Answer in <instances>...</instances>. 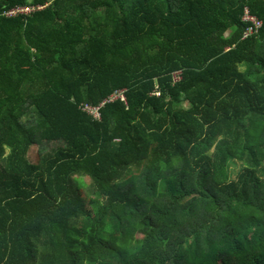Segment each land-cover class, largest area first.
<instances>
[{"label":"trees","instance_id":"obj_1","mask_svg":"<svg viewBox=\"0 0 264 264\" xmlns=\"http://www.w3.org/2000/svg\"><path fill=\"white\" fill-rule=\"evenodd\" d=\"M0 264H264V0H0Z\"/></svg>","mask_w":264,"mask_h":264},{"label":"built area","instance_id":"obj_2","mask_svg":"<svg viewBox=\"0 0 264 264\" xmlns=\"http://www.w3.org/2000/svg\"><path fill=\"white\" fill-rule=\"evenodd\" d=\"M38 9H41L40 7ZM35 8H30V7H19V8H14L11 9L8 12L9 16H15L16 14H27L30 13L32 11H34ZM244 21L248 24L247 27V31L245 34V37H248L254 33H257V31L262 27V21L259 20L258 18H256L255 16H252L248 9L245 10V14H244ZM179 80V78H178ZM118 97L114 98V100H117ZM124 99V98H122ZM94 114L96 116H98L99 114L97 112H94Z\"/></svg>","mask_w":264,"mask_h":264},{"label":"rangeland","instance_id":"obj_3","mask_svg":"<svg viewBox=\"0 0 264 264\" xmlns=\"http://www.w3.org/2000/svg\"><path fill=\"white\" fill-rule=\"evenodd\" d=\"M41 9H38V10H42L43 9V7H40ZM30 157L32 158V159H35V157H36V149H34L32 152H31V154H30ZM232 176L234 177L235 176V173H232ZM84 184H86V186L89 184V179L87 178H85L84 179Z\"/></svg>","mask_w":264,"mask_h":264}]
</instances>
